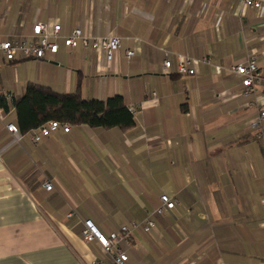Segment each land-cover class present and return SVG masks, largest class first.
Wrapping results in <instances>:
<instances>
[{
  "label": "crops",
  "instance_id": "1",
  "mask_svg": "<svg viewBox=\"0 0 264 264\" xmlns=\"http://www.w3.org/2000/svg\"><path fill=\"white\" fill-rule=\"evenodd\" d=\"M260 1L262 14L239 15L234 0H0V40L55 22L62 34L122 42L110 62L63 45L44 60L0 55V92L19 97L31 82L71 93L79 82L84 98L119 94L135 107L125 131L70 124L34 142L31 131L16 140L0 125V264L107 261L82 240L80 220L107 235L141 223L162 194L176 204L152 217L149 234L133 228L131 244H119L127 264H264V144L251 127L264 82L244 96L231 71L254 54L264 76ZM165 52L208 56L220 73L205 63L192 76L167 71ZM129 79L131 90H120Z\"/></svg>",
  "mask_w": 264,
  "mask_h": 264
},
{
  "label": "built area",
  "instance_id": "2",
  "mask_svg": "<svg viewBox=\"0 0 264 264\" xmlns=\"http://www.w3.org/2000/svg\"><path fill=\"white\" fill-rule=\"evenodd\" d=\"M237 4V12L239 15L248 9L254 8L259 14H262V3L260 0H234ZM60 45L71 50L81 47L84 51L90 52L96 62H110L115 54L122 46L121 38L116 35L94 36L90 33H83L81 29L74 28L68 34L61 33V25L55 22H36L31 26V32L27 35L12 36L10 38L0 40V55L6 61H18L25 59L44 60L46 54L55 55L58 53ZM134 55L133 50H126L125 56L130 59ZM205 63L211 65L214 71L219 74L220 67L211 63L208 56L200 59L177 55L175 61L169 58L165 52L163 59V68L167 71L173 69L176 74L184 76H192L197 74V65ZM231 71L240 77V83L244 88L242 95L249 96L256 91V88L263 84L264 76L258 68L257 58L254 54L248 55L244 61L237 62L232 66ZM155 96L156 93L152 92ZM10 101L11 97L8 96ZM129 110L135 113V107L129 106ZM258 117L251 122V127L257 129V138L264 144V132L260 129V122L264 120V109L260 108ZM7 114L0 108V125L2 124L5 130L12 135L16 140L19 138V129L12 121L6 120ZM62 128L68 132L70 123L50 120L45 124L33 129L32 140L37 142L41 137L48 136L50 132ZM47 190L52 188V184L47 182L44 184ZM264 202V200H263ZM176 201L167 194L160 196V204L152 213L147 216L138 225L132 223L124 225L119 231L103 234L95 225L92 219H81V237L86 243L96 242L109 260L94 259L91 264H127L128 255L119 247V244L124 242L128 245L132 242V229L141 228V230L149 234L155 227L153 216H161L166 209H172ZM75 212L71 210L67 217H72ZM217 264H223L222 262Z\"/></svg>",
  "mask_w": 264,
  "mask_h": 264
},
{
  "label": "trees",
  "instance_id": "3",
  "mask_svg": "<svg viewBox=\"0 0 264 264\" xmlns=\"http://www.w3.org/2000/svg\"><path fill=\"white\" fill-rule=\"evenodd\" d=\"M8 96L0 92V108L6 114L13 109L11 117L20 134H26L50 120L123 131L135 125L134 113L121 95L114 94L103 100L84 98L79 82L71 93H59L48 86L30 82L21 96L11 97L10 101Z\"/></svg>",
  "mask_w": 264,
  "mask_h": 264
},
{
  "label": "rangeland",
  "instance_id": "4",
  "mask_svg": "<svg viewBox=\"0 0 264 264\" xmlns=\"http://www.w3.org/2000/svg\"><path fill=\"white\" fill-rule=\"evenodd\" d=\"M122 83V86H121V89L120 90H128L130 89L131 90V87L133 86V83L134 81L132 79H129V80H120Z\"/></svg>",
  "mask_w": 264,
  "mask_h": 264
}]
</instances>
